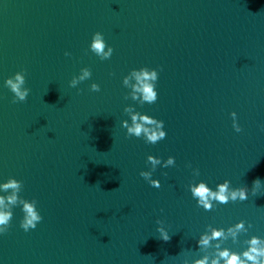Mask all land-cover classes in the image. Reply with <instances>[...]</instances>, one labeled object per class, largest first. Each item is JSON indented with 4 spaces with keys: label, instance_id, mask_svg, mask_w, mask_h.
Listing matches in <instances>:
<instances>
[{
    "label": "water",
    "instance_id": "95a60500",
    "mask_svg": "<svg viewBox=\"0 0 264 264\" xmlns=\"http://www.w3.org/2000/svg\"><path fill=\"white\" fill-rule=\"evenodd\" d=\"M96 31L113 48L108 59L89 48ZM141 66L158 72L151 104L122 83ZM82 67L91 76L71 87ZM21 70L30 91L13 102L3 81ZM129 106L163 120L165 138L127 136ZM261 124L264 0H0V181L20 180L19 195L35 198L42 216L25 231L13 206L0 264H183L202 254L207 225L240 219L251 227L224 246L264 237ZM148 154L175 157L152 172L159 188L139 175ZM194 179L213 188L228 179L248 198L205 210L187 187Z\"/></svg>",
    "mask_w": 264,
    "mask_h": 264
},
{
    "label": "clouds",
    "instance_id": "9594fccd",
    "mask_svg": "<svg viewBox=\"0 0 264 264\" xmlns=\"http://www.w3.org/2000/svg\"><path fill=\"white\" fill-rule=\"evenodd\" d=\"M90 50L95 53L101 60L108 59L113 53L111 45L107 44L104 35L100 31L92 34L89 43ZM65 55H70L65 52ZM91 76V70L88 67H82L78 74L73 75L69 81L71 87H76L80 82ZM158 72L156 68L141 66L132 68L128 74L123 76V86L129 89L131 99L140 104L153 103L157 100L156 81ZM3 84L13 93V102L24 101L28 97L30 89L25 86L24 71H17L13 75L4 79ZM99 84L92 82L90 90L99 91ZM127 98V97H126ZM125 111L129 113V118L121 122V126L126 129L127 136L142 137L146 143L155 144L157 141L165 138L164 121L157 119L148 113L139 112L134 107H126ZM232 127L235 131L240 132L241 126L237 121V113L232 111ZM260 127L264 129V124ZM146 162L150 164L148 170H141L139 175L143 177L149 185L159 188L160 179L154 178L152 172L157 165L167 168L175 163V157L169 155L166 159L148 154ZM191 167L190 164L187 165ZM194 176H199L198 168L193 170ZM228 179L218 182L215 187H211L206 181L198 180L190 182L188 189L195 199L197 206L205 210L215 207L216 203L226 204L228 201H244L248 198L249 189L247 186L232 187ZM261 185L259 177L253 180L251 192L255 194ZM22 187L20 180L9 176L6 180L0 181V234L8 231L9 224L13 215V206L19 204L23 212L20 220V227L25 231L34 229L42 216L36 206L35 198L26 199L19 195ZM11 189V192L8 190ZM156 231L162 240L170 239L167 228L163 226L160 219L156 221ZM248 227H251L249 224ZM248 227L245 226L243 219L237 220L234 224L225 227H216L211 224L207 225L205 230L199 234L196 241L197 248L202 250V254L192 258L190 261L185 259L183 264H264V237L251 235L242 241L244 247L235 250L225 245L229 238L236 243L241 233H246ZM211 250L203 251V250Z\"/></svg>",
    "mask_w": 264,
    "mask_h": 264
}]
</instances>
